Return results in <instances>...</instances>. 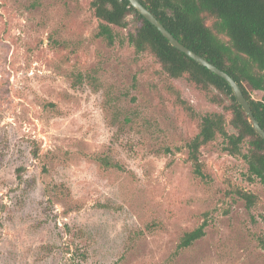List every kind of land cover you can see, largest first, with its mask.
Returning <instances> with one entry per match:
<instances>
[{"label": "rangeland", "instance_id": "374dc122", "mask_svg": "<svg viewBox=\"0 0 264 264\" xmlns=\"http://www.w3.org/2000/svg\"><path fill=\"white\" fill-rule=\"evenodd\" d=\"M90 1L0 0V264H264V185L221 137L203 176L188 160L199 127L178 97L224 107L126 29L97 36Z\"/></svg>", "mask_w": 264, "mask_h": 264}, {"label": "trees", "instance_id": "16d2710c", "mask_svg": "<svg viewBox=\"0 0 264 264\" xmlns=\"http://www.w3.org/2000/svg\"><path fill=\"white\" fill-rule=\"evenodd\" d=\"M140 1L181 43L237 81L264 129V0ZM90 2L99 19L97 36L105 37L112 45L116 38L114 26L126 29V39L136 54H151L170 80L186 78L206 92L211 102L224 107L222 111L201 113L189 99L181 95L178 97V102L196 119L199 127L198 133L187 145L188 160L194 172L204 175L201 149L221 137L223 149L233 156H241L248 165L249 177L258 179L264 185V139L250 124L231 85L174 47L129 0ZM255 91L262 92L260 98L253 97ZM228 114L231 115L229 120ZM227 124L234 132L227 129ZM102 164L113 166L114 163L102 159ZM236 192L249 207L258 200L256 194L244 189ZM205 226L204 223L185 232L178 247L186 248L203 237Z\"/></svg>", "mask_w": 264, "mask_h": 264}, {"label": "water", "instance_id": "95a60500", "mask_svg": "<svg viewBox=\"0 0 264 264\" xmlns=\"http://www.w3.org/2000/svg\"><path fill=\"white\" fill-rule=\"evenodd\" d=\"M129 1L132 4V6L138 10L140 14H142L148 21H150L158 28V30L170 41V43L174 47L181 50L182 52L187 54L189 57H191L201 65L207 67L212 72L223 77L231 85L233 93L236 96L240 105L243 107L244 111L246 112L250 124L256 130V132L259 135H261L264 139V129L258 123L250 106V103L246 98V96L244 95L237 81L227 72L220 69L219 67L211 63L209 60H207L200 54L196 53L194 50L190 49L189 47L181 43L140 0H129Z\"/></svg>", "mask_w": 264, "mask_h": 264}]
</instances>
